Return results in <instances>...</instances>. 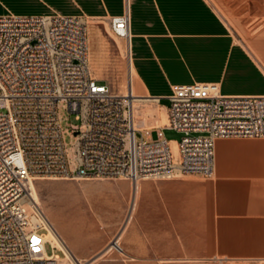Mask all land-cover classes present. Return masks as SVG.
I'll return each mask as SVG.
<instances>
[{
  "label": "crops",
  "instance_id": "1",
  "mask_svg": "<svg viewBox=\"0 0 264 264\" xmlns=\"http://www.w3.org/2000/svg\"><path fill=\"white\" fill-rule=\"evenodd\" d=\"M0 10L104 19L126 12L127 81L144 100L137 117L143 127L164 126L168 104L161 99L176 84L218 82L222 94L264 95V0H0ZM230 19L262 23L237 33ZM90 49L96 72L102 65L93 37ZM83 180L74 199L90 202L94 219L80 203L72 219L68 210L56 219L45 215L75 260L264 264V137L216 139L211 177Z\"/></svg>",
  "mask_w": 264,
  "mask_h": 264
},
{
  "label": "built area",
  "instance_id": "2",
  "mask_svg": "<svg viewBox=\"0 0 264 264\" xmlns=\"http://www.w3.org/2000/svg\"><path fill=\"white\" fill-rule=\"evenodd\" d=\"M88 18L0 14V264H57L55 248L65 255L32 199L37 176L211 177L216 139L264 137V95H226L207 81L172 86L164 126H135L129 92H111L92 73ZM109 26L129 46L128 14L110 17ZM60 102L79 121L70 149ZM164 127L182 134L176 158Z\"/></svg>",
  "mask_w": 264,
  "mask_h": 264
},
{
  "label": "rangeland",
  "instance_id": "3",
  "mask_svg": "<svg viewBox=\"0 0 264 264\" xmlns=\"http://www.w3.org/2000/svg\"><path fill=\"white\" fill-rule=\"evenodd\" d=\"M10 3V1L8 2ZM11 13L10 11L0 10V14ZM55 13V12H52ZM227 22L231 25L234 32L237 33L241 31V29L246 28L248 31H253L256 29L261 23L262 20H240V19H230ZM88 26H92V30L89 28V48H90V40L93 37V45L99 51L97 60L102 65L101 70H97L95 73V77L106 81L109 84V88L111 92H119L121 93V82L126 79L127 82V53H126V44L125 40L120 39L119 43L114 41V34L110 30L109 26V18H88ZM94 27V28H93ZM93 31V32H92ZM116 46L119 49V54H114L116 52ZM91 53V49H90ZM89 53V59H90ZM162 103L168 104V99L162 98ZM59 114L61 117V126L65 133V142L68 149H70L73 145V137L70 136L71 133V124L78 123L79 121L75 119L74 114L71 113L65 102L59 103ZM162 112L161 109H159ZM163 113L167 114V111L163 109ZM163 134L168 140H179L182 134L174 129L164 128ZM152 136H155V133H152ZM84 180H68L62 178H36L34 180V188L36 192V196L39 201V205L44 212L45 215L49 216L50 219L58 218L62 215V212L68 210L70 213V219H72V214L75 210L73 205L75 203H80L88 206V208L93 209V213L89 212V220L95 218L94 213L95 209L90 202H85V199H77L75 201V193L81 192V186ZM75 198V199H74ZM94 205H98V203L94 200H91ZM52 214V218H51ZM112 237V236H111ZM115 237V236H114ZM114 241V238L111 239L109 245H111ZM59 246V245H58ZM60 247V246H59ZM47 252H51V247L49 244H46ZM114 250L118 251L117 248ZM54 253L58 254L59 257H64L65 264H74L71 260H69L65 255L55 248L53 250ZM105 250L97 252L95 255L103 254ZM65 254V253H64ZM105 254V253H104ZM106 256V255H105ZM80 260V259H79ZM105 260V259H104ZM78 260H75L77 263ZM93 261V260H92ZM80 264H95L91 263L89 260H80L78 261ZM104 262V261H103ZM100 264V263H97Z\"/></svg>",
  "mask_w": 264,
  "mask_h": 264
},
{
  "label": "bare ground",
  "instance_id": "4",
  "mask_svg": "<svg viewBox=\"0 0 264 264\" xmlns=\"http://www.w3.org/2000/svg\"><path fill=\"white\" fill-rule=\"evenodd\" d=\"M89 25V24H88ZM90 30H92V26H89ZM94 28V27H93ZM93 32V31H92ZM115 36V35H114ZM117 37V36H116ZM115 41H117V39H115ZM118 43V41H117ZM121 93L122 95L127 94V91L129 92V96L131 95V99H130V104H131V109H132V114H133V120H134V124L135 126L139 127V128H151V127H143L140 124H138L137 122V117L139 116L140 113V109L142 108L144 100L142 98H140L139 96H137L133 91L131 92L130 87H129V83L128 81L126 82V86H125V80L123 82H121ZM131 92V93H130ZM166 122H167V118H166ZM160 126V125H157ZM154 127V126H152ZM172 146L171 150L173 153V156L176 158L178 156V152H177V145L176 142L172 143V145H170V147ZM43 177H48V178H53V176H37L36 178H43ZM36 192H35V188L33 187V191H32V199L38 204V198L36 196ZM38 207L41 209L40 205L38 204ZM42 211V209H41ZM43 212V211H42ZM44 214V212H43ZM45 225V227L48 230L47 233V237L51 240H53L54 242H56L64 251L65 256L71 260L74 264H80L78 261L77 263L75 262L74 257L72 256V254L69 252V250L66 248V246L63 244V242L60 240L58 234L56 233L55 229L53 228L52 224L49 222V220L46 218L45 214L41 215L40 217ZM113 245L116 248H119L118 245L116 244L115 241H113ZM57 264H65V259L64 257H57Z\"/></svg>",
  "mask_w": 264,
  "mask_h": 264
}]
</instances>
